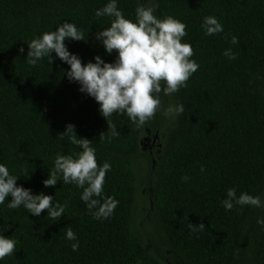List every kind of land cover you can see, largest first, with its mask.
<instances>
[{"label": "trees", "instance_id": "16d2710c", "mask_svg": "<svg viewBox=\"0 0 264 264\" xmlns=\"http://www.w3.org/2000/svg\"><path fill=\"white\" fill-rule=\"evenodd\" d=\"M108 2L0 0V164L18 176L17 186L66 205L53 221L46 211L34 216L23 206L9 209L7 197L0 234L18 243L0 264H264V229L257 224L264 207L225 210L221 204L229 188L264 202V0H116L133 21L139 3H155L158 18L186 24L183 42L199 64L187 87L160 93L161 111L143 127L126 114L109 117L118 136L107 131L95 99L68 80L69 65L54 52L51 64L47 58L35 66L26 62L27 43L64 22L84 33L85 41H65L82 63L96 56L114 62L115 50L106 53L96 39L110 26L111 17L95 15ZM205 16L216 17L223 31L206 36ZM226 49L236 58L223 55ZM177 104L182 115L163 114ZM68 124L77 138L92 141L100 165H111L104 196L118 206L107 219L92 217L76 185L42 183L58 152L81 151L68 136L60 138ZM189 223H203L205 230L192 231ZM67 228L76 233V251Z\"/></svg>", "mask_w": 264, "mask_h": 264}, {"label": "clouds", "instance_id": "9594fccd", "mask_svg": "<svg viewBox=\"0 0 264 264\" xmlns=\"http://www.w3.org/2000/svg\"><path fill=\"white\" fill-rule=\"evenodd\" d=\"M158 4L145 6L139 3L135 8V20L125 18L118 8L116 0L109 2L96 10L97 17L108 16L110 26L96 33L106 53L116 52L114 62L106 63L100 56L94 57L95 62L82 63L80 58L70 53L65 41H85L82 30L75 24L64 22L55 31H45L40 36L27 43V59L29 65L35 66L38 61L47 58L52 63L51 53L69 65L65 73L70 82H77L79 91L95 99L99 105L98 111L105 118L108 130L112 136H118L115 124L108 118L115 113L126 114L137 128L143 127L161 111L160 93L170 96L187 87L188 80L199 70V64L192 59L194 49L191 44L183 42L187 36V25L180 20L165 15L158 18L155 9ZM206 36L218 34L223 26L214 16H205L201 25ZM232 44L238 43V38L231 37ZM24 49H18L23 52ZM223 55L235 59L231 49H226ZM184 106L177 104L163 110L165 116L175 118L182 115ZM101 133L99 138H103ZM60 138L68 136L73 145L81 151L70 155L57 153L54 168L43 180V185L53 187L62 179L65 184H74L83 189L80 199L86 204L94 219H107L118 206V201L111 196H104V184L111 165L105 161L100 165L96 159V150L92 141L77 138L75 126L68 124ZM111 139V137H109ZM201 171L204 169L201 167ZM18 176L12 175L9 169L0 164V204L7 197L9 209L23 206L28 213L39 216L43 211L53 220L59 219L65 212L64 204L53 203V196L38 193L33 195L30 189L17 186ZM187 182L189 177H181ZM225 210H231L234 205H251L264 207L259 196L248 193L236 194L235 188H229L226 198L221 201ZM94 210V211H93ZM187 217H185L186 219ZM257 224L264 229V218H258ZM187 226L196 231L205 230L203 223ZM66 239L77 241L71 245L73 251L78 250L79 242L76 233L71 228L66 229ZM17 241L0 234V260L13 256Z\"/></svg>", "mask_w": 264, "mask_h": 264}, {"label": "rangeland", "instance_id": "374dc122", "mask_svg": "<svg viewBox=\"0 0 264 264\" xmlns=\"http://www.w3.org/2000/svg\"><path fill=\"white\" fill-rule=\"evenodd\" d=\"M145 143V142H144Z\"/></svg>", "mask_w": 264, "mask_h": 264}]
</instances>
